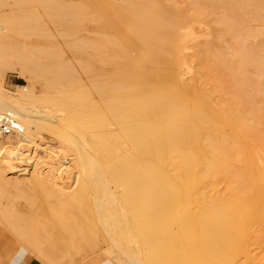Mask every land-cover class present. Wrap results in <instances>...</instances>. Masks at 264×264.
Returning a JSON list of instances; mask_svg holds the SVG:
<instances>
[{"label":"bare ground","instance_id":"obj_1","mask_svg":"<svg viewBox=\"0 0 264 264\" xmlns=\"http://www.w3.org/2000/svg\"><path fill=\"white\" fill-rule=\"evenodd\" d=\"M107 1L95 40L59 30L86 55L95 97L43 83L29 52L23 63L0 59V118L17 127L0 138V181L63 210L85 201L91 232L111 241L118 264H174L175 252L184 255L176 264H264V0ZM43 2L68 25L72 5ZM3 66L30 87L7 90ZM8 208L3 228L32 244L36 260L73 263Z\"/></svg>","mask_w":264,"mask_h":264},{"label":"rangeland","instance_id":"obj_2","mask_svg":"<svg viewBox=\"0 0 264 264\" xmlns=\"http://www.w3.org/2000/svg\"><path fill=\"white\" fill-rule=\"evenodd\" d=\"M59 1L74 7L70 15L66 17L69 21L68 25H63L59 19L49 16L43 0H0L2 28L0 29V59L9 63H23L24 60L19 57L24 55V52H29L34 62H37L36 64L41 63L40 69L33 63L29 65L33 74L37 75L43 83L57 79L65 87L85 90L95 97L91 77L80 65V60L86 55L71 47L68 43L69 38L60 34L59 30L93 41L106 26L107 18L111 14V4L107 0ZM88 51L91 53L92 50L88 49ZM87 56L92 59L96 67L101 66L99 55ZM59 62L62 67L58 65ZM67 63L73 65L75 73L68 74V69L64 67ZM193 64L195 65V62ZM104 67L109 65L106 64ZM2 69L5 73L4 86L10 92H17L18 86L30 87L29 81L17 71L5 66ZM61 69L63 73H60ZM43 86L38 83L36 90H41ZM48 90L52 93L50 88ZM41 135L45 140L49 139L52 143H57L55 137L48 131H42ZM38 142L45 141L39 137ZM196 147L201 148V144ZM8 170L6 168L5 172ZM10 172L11 170L8 173L12 176L19 174V172ZM11 184L0 181V207L7 206L12 209L10 211L15 210L22 215L24 221L32 218L41 228L43 248L70 254L73 258L72 264H118L111 257L116 252L111 241L100 234L91 232L89 225H92L96 219L93 212L81 209V204L86 203L85 201L72 202L69 210H63L59 203L46 199L39 190L24 188L18 192L14 184ZM0 219L1 264H8L9 260L11 258L14 260L15 257L20 262V254L22 264H49L46 260L35 261L37 249L32 244L19 239L8 227L3 228L7 223H4L1 211ZM2 224L6 225L2 226ZM183 234L184 232L181 231L174 233V245L176 239ZM70 240L74 242L71 243ZM257 250L264 252V246ZM174 255V264L177 259L184 256L182 252H175Z\"/></svg>","mask_w":264,"mask_h":264},{"label":"built area","instance_id":"obj_3","mask_svg":"<svg viewBox=\"0 0 264 264\" xmlns=\"http://www.w3.org/2000/svg\"><path fill=\"white\" fill-rule=\"evenodd\" d=\"M17 127L14 125L11 116H3L0 118V138L13 133Z\"/></svg>","mask_w":264,"mask_h":264},{"label":"crops","instance_id":"obj_4","mask_svg":"<svg viewBox=\"0 0 264 264\" xmlns=\"http://www.w3.org/2000/svg\"><path fill=\"white\" fill-rule=\"evenodd\" d=\"M20 259H21V261L19 262L18 261V259H16V257L14 258V260L11 258L9 261V263L8 264H22V258H21V254H20ZM19 259V260H20ZM35 261H38V260H35ZM34 262V261H33ZM38 262H40V261H38ZM1 264V263H0Z\"/></svg>","mask_w":264,"mask_h":264}]
</instances>
